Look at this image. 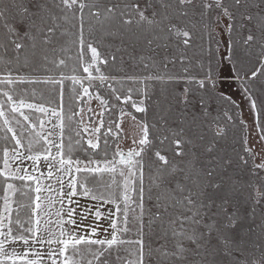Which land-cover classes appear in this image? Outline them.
<instances>
[{"label":"snow or ice","instance_id":"6c2138e0","mask_svg":"<svg viewBox=\"0 0 264 264\" xmlns=\"http://www.w3.org/2000/svg\"><path fill=\"white\" fill-rule=\"evenodd\" d=\"M101 46L110 50L106 57ZM72 59L87 76L76 75V66L71 75L62 70ZM98 64L113 67L116 74L102 72ZM65 80L74 93L79 85L90 98L93 81L125 104L137 94L131 107L143 115L119 107L104 133L119 139L127 116L135 147L125 152L117 144L111 159H94L109 107L99 91L94 96L101 107L99 123L86 141L83 108L65 113L62 106L50 109L17 98L27 93L19 86L44 84L53 90L59 85L62 99ZM125 83L134 87L122 97L116 85ZM149 100L155 103L151 123ZM25 108L55 117L53 131L45 134V121L32 122ZM236 129L243 133L239 151L227 143L230 133L235 141ZM0 131L14 142L2 150L0 264H45V259L50 264H264V0H0ZM253 134L260 152L249 144ZM53 135L59 142L49 139ZM41 142L43 151L34 152ZM103 143L107 157L108 140ZM81 150L87 161L73 159V152ZM49 156L59 165L54 170L71 179L64 193L63 177H56L59 231L46 229L45 239L38 213L43 200L51 206L52 197L40 193L53 189L22 164L47 162ZM15 161L20 164L13 169ZM52 162L48 179L54 174ZM73 171L98 178L89 186L88 176L78 178ZM17 180L24 183L17 187ZM32 191V214L22 220L19 209L32 206L19 204L14 220L11 197ZM77 196L98 202L95 211L88 205L79 213L68 207L65 219V198L70 205ZM105 204L115 211L102 213ZM90 215L94 222L82 225ZM65 225L74 227L68 231ZM81 227L89 231L80 234ZM8 245L24 250L10 252Z\"/></svg>","mask_w":264,"mask_h":264},{"label":"trees","instance_id":"16d2710c","mask_svg":"<svg viewBox=\"0 0 264 264\" xmlns=\"http://www.w3.org/2000/svg\"><path fill=\"white\" fill-rule=\"evenodd\" d=\"M99 51L102 55V57H106L109 53V49L107 47H99ZM70 55H72L73 57L76 56V52L75 50H73ZM91 53L87 52L86 53V59H90ZM68 67L62 69L66 74L71 75L72 73V68L73 66L77 67V72L75 73L78 76H87V73L83 72V69L80 68L77 64L75 59L69 60L68 62ZM95 67H99L101 69L102 72L106 73V74H116L115 73V69L113 67H106L103 64H98ZM252 70H255L254 68ZM93 74H95V71L93 69ZM85 86H88V81L85 79L83 81ZM93 87L89 89L90 93L93 94L92 98H90L87 95H84L82 93V91L79 88V85H75L76 89H77V93H79V99H74V97L76 96L77 93H74L72 91L73 89V84L70 80H65L63 83V97L61 99L60 96V86L56 85L55 89L53 90V86L51 85H44V84H38V85H23V86H19L22 89H27V93L25 94L23 91L20 92V96L17 97L19 98H23L25 100L26 103H35V104H42L45 107H48L50 109H57L59 110V108L62 106L64 109L65 113H70L71 111H76L79 112L81 108H83V105L88 101L93 99L94 101L97 102L98 106L99 105V101H97L94 96L96 94L97 91H99V94L101 96H103L109 103V107L108 110L105 111V114L103 116L104 118V122L105 124H108L110 120H112V118L116 117L115 115L118 114L117 107H123L126 108L130 111V113L135 114L138 118H140L143 114L141 113H136L135 109L131 107V104L133 103V101H137L139 100V96L137 94H133L132 96V100H129L126 104L124 103L123 99L121 101H116L114 96L112 95L111 91L107 88V87H103L100 86V82L99 81H93ZM118 92L117 94L121 95L122 97L124 95H126V89L128 87H134L133 85H130L128 83L124 84V87L121 88V86L119 84L116 85ZM33 89H35V95H33ZM146 104L149 107V114H148V119H149V123H151L152 121V113L155 111V103L152 100L146 101ZM116 109V110H115ZM22 111H24L25 114L29 115L30 119L32 122L36 123L37 125H39V121L43 118H45V114L36 112L34 110L31 109H23ZM111 113H113V115H110ZM110 115V116H109ZM17 118H20L17 115ZM75 120H77V116L74 118ZM67 123V121H66ZM73 128L76 127L75 124L72 125ZM105 131L104 128H101V132L98 134L101 136V149L98 150V152L96 154H94V159L96 160H100L103 161L105 158L107 159H111L112 155H113V144H114V140L111 138L110 135H108L107 137H105L104 135ZM69 134L68 129L65 130V144H67V136ZM9 137L11 136V134H8ZM89 133L88 132H83L81 131V136L84 138V141H86V139L89 137ZM243 135L242 131L240 129H236L235 130V141L232 139V133H230L229 139L227 141L230 150L231 147H235L237 151L240 150L241 144H240V138ZM4 137V133L2 131H0V169L2 168V164H3V148L4 147H8L9 149L12 148L14 142L9 140H6L3 138ZM73 137L74 139L76 138L74 136L73 133ZM108 140V146H107V157L104 156V149H105V145L103 143L104 139ZM43 142H41L40 145H35L33 148L34 152H42L43 151ZM84 147L86 148V142L84 144ZM89 152H91V150H88ZM73 159L76 158H80L81 160L87 161L88 156L81 150V151H75L73 152ZM75 176H77L78 178H83L84 176H88L89 179V186H93L96 183V179L98 178L95 174H87V173H75ZM105 180H109V177L107 176V174L104 177ZM116 179L119 181L121 178L117 175ZM13 183H15L17 185V187L21 186L24 182L22 181H14ZM32 188L34 189L35 186L34 184H32ZM3 195H4V183H3V179L0 178V213H2V206H3ZM35 195L36 193L34 191L29 192L28 196H23L20 194V192H17L15 195L12 196V206H13V219H16V208L18 207L19 204H24V205H29L31 204V208L30 207H22L19 209L20 211V218L22 220H27L28 217L32 214V208H34V200H35ZM29 197H31V200L29 199ZM79 198H83L81 196H77ZM122 206V205H121ZM32 219L34 221V216H32ZM34 226V225H33Z\"/></svg>","mask_w":264,"mask_h":264},{"label":"rangeland","instance_id":"374dc122","mask_svg":"<svg viewBox=\"0 0 264 264\" xmlns=\"http://www.w3.org/2000/svg\"><path fill=\"white\" fill-rule=\"evenodd\" d=\"M235 91H236V89L233 88V92H235ZM236 98H237L238 101H240V97L239 96L236 97ZM241 103H242V107L244 108V119L247 120L249 122V124H251V117H250V115L248 113L246 102L241 101ZM123 107H125V106H123ZM89 108H91L92 111H88ZM118 108L119 107H117V110L115 109L117 112H118ZM83 109H84V111L81 114V116L83 118V123L81 125V128H83L84 126H87L88 129H89L88 133L91 134L92 127L98 126L99 119H100L99 113L101 112V107L98 106L96 101L91 99V100H88L83 105ZM124 109H125V111L130 112L128 109H126V108H124ZM110 115H113V113H111ZM118 115H119V112H118V114L115 115L116 117L112 118V120H116L118 118ZM81 116H77V120H80ZM43 120L45 121V134H47V132H49V131H53L52 125L57 122L56 118L52 117L51 114L49 113L48 115H45V118H43ZM132 124H133V122L130 120V118L125 116L124 117V123L122 124L123 131L120 133V138L118 139V138L113 137V136L110 135L111 138L114 140L113 153L116 150L117 144H119V148L121 150L125 151V152H127L128 149L135 147L132 144V135L134 134V128H133ZM108 126H109V123L105 124V127H104V131L105 132H106V129H107ZM111 126H112L113 130L115 131V125L113 124ZM54 131L56 133H58L59 129H55ZM49 139L52 140L53 142H59L57 135L50 136ZM249 144L251 146L255 147L257 152H260V145L258 143V140L255 138L254 134L249 137ZM56 151H57V149L55 147L51 148V153L53 155H55ZM25 155H27V153H25ZM49 162H52L51 156H49V161H47V162L43 158H41V160L36 165H33L32 161H29V160H25L23 162V164H22V167L27 168L29 173H31L33 175H36V176H39L41 178V182H42L43 185L51 186V188L53 189L52 192H49V191L45 190V191H42L40 193L41 197H48V196L52 197L51 206H49V202L47 200H43L42 201V211L38 213V215H39V217L41 219L40 235L43 236L45 239H47L49 237V232L46 229H51L54 232H58L59 231V227L55 223L56 220L59 219V217H57L55 215V213L57 211H59L60 208H61V205L59 203L61 197L58 196L56 194V191H55L56 189L60 188V185L56 181V177L57 176H62L63 177L64 187H63L62 190H63L64 193H67L69 191V189L67 187V183L71 179V176L64 175L63 173H59V172H56L54 170L55 168L59 167V165L57 163H55V162H52L53 163V171H54L53 178L52 179H48L47 178V173L49 171V168H48L47 164ZM10 163H11V166H12L13 169L18 164H20L19 161L10 162ZM2 168H3V164H2ZM34 168L38 169V171H34L33 170ZM72 175L75 176V172L74 171H73ZM34 186H35V184H34ZM72 199H73L74 203L69 205L68 202H67V199L65 198V203H64V209H65L64 218L65 219H67L66 210H67L68 207L76 208L77 209V213H79L81 211V209L85 205H88L89 207L92 208V211H95V206L98 204V202H96V201L86 200L85 198L73 197ZM76 202H78L79 207L77 206ZM11 203H12V197H11ZM3 204H4V202H3ZM34 206H35V204H34ZM110 210L111 211H115V208H114V206L112 204H105L102 207H100V211L102 213H104L105 215ZM2 212H3V206H2ZM36 218L37 217L34 216V221H35ZM75 219L77 220L78 224L81 223L79 215L75 216ZM48 220H50L51 223L45 225L44 222L48 221ZM93 222H94L93 221V217L90 215L88 217V219L82 221V225L92 224ZM101 223H103V226L105 228H107L108 225H107L106 222L101 221ZM64 227L68 231H72L74 226L65 225ZM79 231H80V234H86L89 231V229H87L86 227H81ZM108 231H109V234H110L111 233V229H109ZM99 235H100V238H104V233L102 231L99 233ZM37 247H39V246H37ZM53 247H56V245H53ZM8 249H9L10 252L12 250H15L17 253H21L24 250L22 245H20V246L8 245ZM47 250H48V245L45 244L43 246L42 251H44L46 253ZM45 264H50V262L47 261V259H45Z\"/></svg>","mask_w":264,"mask_h":264}]
</instances>
